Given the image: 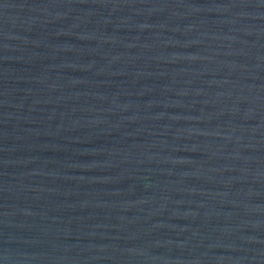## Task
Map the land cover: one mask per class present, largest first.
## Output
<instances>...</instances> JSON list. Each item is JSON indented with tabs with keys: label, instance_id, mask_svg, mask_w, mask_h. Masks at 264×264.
<instances>
[{
	"label": "water",
	"instance_id": "95a60500",
	"mask_svg": "<svg viewBox=\"0 0 264 264\" xmlns=\"http://www.w3.org/2000/svg\"><path fill=\"white\" fill-rule=\"evenodd\" d=\"M0 264H264V0H0Z\"/></svg>",
	"mask_w": 264,
	"mask_h": 264
}]
</instances>
